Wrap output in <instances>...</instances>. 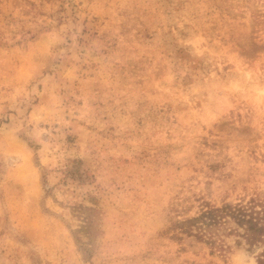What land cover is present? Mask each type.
Listing matches in <instances>:
<instances>
[{"label": "rangeland", "instance_id": "374dc122", "mask_svg": "<svg viewBox=\"0 0 264 264\" xmlns=\"http://www.w3.org/2000/svg\"><path fill=\"white\" fill-rule=\"evenodd\" d=\"M259 195L264 0H0V264H257L177 222Z\"/></svg>", "mask_w": 264, "mask_h": 264}, {"label": "trees", "instance_id": "16d2710c", "mask_svg": "<svg viewBox=\"0 0 264 264\" xmlns=\"http://www.w3.org/2000/svg\"><path fill=\"white\" fill-rule=\"evenodd\" d=\"M182 233L196 236L220 251L226 250L225 236H236L253 251L264 244V198L260 195L237 203L215 205L203 201L199 212L177 222ZM264 264V249L257 255Z\"/></svg>", "mask_w": 264, "mask_h": 264}, {"label": "bare ground", "instance_id": "6f19581e", "mask_svg": "<svg viewBox=\"0 0 264 264\" xmlns=\"http://www.w3.org/2000/svg\"><path fill=\"white\" fill-rule=\"evenodd\" d=\"M26 164V163H25ZM27 165H28V163H27ZM26 169V168H25Z\"/></svg>", "mask_w": 264, "mask_h": 264}]
</instances>
